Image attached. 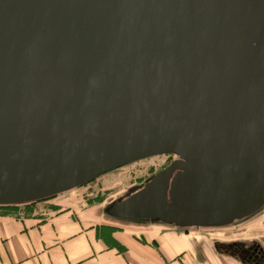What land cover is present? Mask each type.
I'll list each match as a JSON object with an SVG mask.
<instances>
[{"label":"water","instance_id":"1","mask_svg":"<svg viewBox=\"0 0 264 264\" xmlns=\"http://www.w3.org/2000/svg\"><path fill=\"white\" fill-rule=\"evenodd\" d=\"M162 155L108 215L221 228L264 207V0H0V206Z\"/></svg>","mask_w":264,"mask_h":264},{"label":"crops","instance_id":"2","mask_svg":"<svg viewBox=\"0 0 264 264\" xmlns=\"http://www.w3.org/2000/svg\"><path fill=\"white\" fill-rule=\"evenodd\" d=\"M69 194L51 209L35 205L0 214V264H223L222 256L233 254L234 244L217 243L213 250L173 226L121 222L108 207L73 205ZM257 259L264 264V248Z\"/></svg>","mask_w":264,"mask_h":264},{"label":"rangeland","instance_id":"3","mask_svg":"<svg viewBox=\"0 0 264 264\" xmlns=\"http://www.w3.org/2000/svg\"><path fill=\"white\" fill-rule=\"evenodd\" d=\"M176 159L177 157L173 155H162L144 159L105 174L91 183L73 189L66 193H70L73 195V205L79 206L87 203V205L90 206L102 205L103 208H109V206L113 204L117 199L128 194V192L132 188L138 186L141 183H144L146 179H149L161 170H164ZM61 195L62 194L33 204L19 205L16 207L0 206V214L4 215L5 212L12 211L17 208L31 207L35 205L41 207V210L47 208L51 209L52 206L58 205H54V203L56 201V198ZM61 205L63 206V204ZM142 224L150 225L152 223L142 222ZM173 228L174 227H171V229ZM178 230L182 231L183 233H189L191 238H193L194 240L197 239V241L200 243L199 245L205 244L207 247H211L213 250V245H216L217 243H221L222 246L237 244L241 246L249 247L253 245L264 248V207L255 215L245 220L238 221L227 227H194ZM221 260L223 264H236L235 261H237V257L233 254H225L222 256ZM238 260L240 261V259Z\"/></svg>","mask_w":264,"mask_h":264},{"label":"flooded vegetation","instance_id":"4","mask_svg":"<svg viewBox=\"0 0 264 264\" xmlns=\"http://www.w3.org/2000/svg\"><path fill=\"white\" fill-rule=\"evenodd\" d=\"M108 174V173H107ZM151 178V177H150ZM149 178V179H150ZM149 179H146V181L144 183L139 184L138 186H135L134 188H132L128 194H126L125 196L117 199L118 200H125L128 197H130L131 195H133L135 192H137L139 190V188L141 186H143L146 182H148ZM230 248L231 252H237V254H239L240 256L245 257V259L248 260V262L251 264H262V263H258L257 262V257L260 255H262V248L258 247V246H241V245H232Z\"/></svg>","mask_w":264,"mask_h":264},{"label":"trees","instance_id":"5","mask_svg":"<svg viewBox=\"0 0 264 264\" xmlns=\"http://www.w3.org/2000/svg\"><path fill=\"white\" fill-rule=\"evenodd\" d=\"M33 203H36V202H33ZM33 203H28V204H33ZM23 205H26V204H23ZM14 207H16V206H19V205H13ZM260 211V210H259ZM258 211V212H259ZM257 213V212H256ZM255 213V214H256ZM255 214H253V215H255ZM253 215H251V216H253ZM250 216V217H251ZM249 218V217H248ZM247 219V218H246ZM245 220V219H244ZM234 245H237V244H234ZM233 254H235L237 257H239L240 259H242L243 261H245L246 263H248L249 264V262H248V260L247 259H245V257H243V256H240L239 254H237V252H233Z\"/></svg>","mask_w":264,"mask_h":264}]
</instances>
